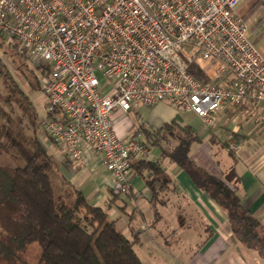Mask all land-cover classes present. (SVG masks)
I'll list each match as a JSON object with an SVG mask.
<instances>
[{
	"label": "built area",
	"instance_id": "1",
	"mask_svg": "<svg viewBox=\"0 0 264 264\" xmlns=\"http://www.w3.org/2000/svg\"><path fill=\"white\" fill-rule=\"evenodd\" d=\"M241 1L0 0V39L42 72L48 139L74 163L84 147L101 156L123 195L131 162L148 160L151 147L140 134L117 135L118 111L165 102L213 129L228 107L264 104V58L237 14ZM191 64L210 66L209 81Z\"/></svg>",
	"mask_w": 264,
	"mask_h": 264
},
{
	"label": "crops",
	"instance_id": "2",
	"mask_svg": "<svg viewBox=\"0 0 264 264\" xmlns=\"http://www.w3.org/2000/svg\"><path fill=\"white\" fill-rule=\"evenodd\" d=\"M237 14L247 23L249 38L264 58V0H242ZM200 68L207 76L212 70L205 65ZM186 115H192L197 126L185 123ZM176 117L198 133L200 142L192 145L189 154L193 162L219 179L234 169L242 204L264 228V104L228 107L218 113L213 129H206L194 114L178 113L165 102L127 113L118 111L113 125L117 135L126 140L140 125L159 130ZM233 143L238 145L236 150H230ZM156 149L152 147L148 160L160 162L172 183L155 205L146 185L149 174L141 178L130 173L129 194L116 199V186L101 156L84 147L83 164H78L58 146L54 145L49 153L58 164L60 180L82 192L90 204L111 207L109 216L117 220L118 230L129 240L137 239L134 250L143 264H264L255 251L234 238L226 213L176 164L161 160L160 149ZM168 210L172 222L163 226ZM192 224H197L204 236L198 244L191 242ZM182 241L188 246L183 247Z\"/></svg>",
	"mask_w": 264,
	"mask_h": 264
},
{
	"label": "trees",
	"instance_id": "3",
	"mask_svg": "<svg viewBox=\"0 0 264 264\" xmlns=\"http://www.w3.org/2000/svg\"><path fill=\"white\" fill-rule=\"evenodd\" d=\"M19 52L25 57L20 48ZM189 72L198 81H209L197 64H191ZM37 73L41 90L42 72ZM1 79L14 96L28 99L0 58ZM42 125L44 127V123ZM8 129V124L0 127V157L3 154L1 141ZM139 133L153 147L160 149L161 160L176 164L197 189L206 193L226 213L234 238L264 259V228L242 204L234 169L219 179L190 158L192 145L200 142L196 129L183 125L176 117L159 130L140 125L134 135ZM170 138L177 143L172 150H167L164 143ZM48 141L52 144L50 139ZM30 149L31 152L18 161L19 164L25 157L21 166H5L0 158V195L3 197L0 205L12 222L7 249H12L13 245L16 250L24 251L29 245L37 244L41 250L39 264H143L134 250L137 239L129 240L118 230L117 220L109 216L111 207L90 204L82 192L68 181L60 180L58 164L36 137L28 151ZM131 173L141 178L149 174L146 185L152 194L153 205L160 201L161 193L167 192L172 183L160 162L133 160ZM121 195L116 194L115 198Z\"/></svg>",
	"mask_w": 264,
	"mask_h": 264
},
{
	"label": "rangeland",
	"instance_id": "4",
	"mask_svg": "<svg viewBox=\"0 0 264 264\" xmlns=\"http://www.w3.org/2000/svg\"><path fill=\"white\" fill-rule=\"evenodd\" d=\"M0 58L10 72L14 82L28 98L25 99L21 95L14 96L3 79L0 80V127L5 124L9 126L1 141L3 154L0 158L5 166L14 167L18 164L21 157L31 152V149L29 151L28 149L31 148L35 137L48 150H52L54 144L51 145L48 141L47 133L42 125L46 116L47 99L39 89L37 82L38 73L33 68L34 66L26 57L21 56L16 42L10 43L0 39ZM97 74L102 82L101 75ZM184 122L194 127L198 123L192 115H186ZM166 142L164 145L167 150H172L177 143L174 138H170ZM148 145L152 149L153 146L150 142H148ZM155 152H159V149H156ZM24 162L25 157L17 166L23 165ZM1 196L0 201L3 200ZM1 207L2 205H0V264H39L41 250L37 244L29 245L24 251L16 250L13 245H11L12 249H7L10 246L9 237L11 235L12 222ZM167 213L163 226L172 222L171 210H168ZM191 233L192 244H198L203 240V233L197 224H192ZM170 242L174 243L175 241L170 240ZM182 243L183 247L188 246L184 241ZM169 252L173 253L174 251Z\"/></svg>",
	"mask_w": 264,
	"mask_h": 264
}]
</instances>
